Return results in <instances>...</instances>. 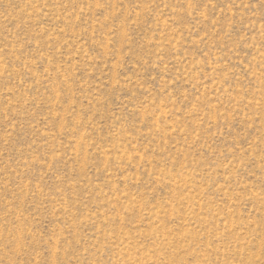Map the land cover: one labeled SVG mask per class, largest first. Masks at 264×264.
I'll use <instances>...</instances> for the list:
<instances>
[{
	"label": "rangeland",
	"instance_id": "1",
	"mask_svg": "<svg viewBox=\"0 0 264 264\" xmlns=\"http://www.w3.org/2000/svg\"><path fill=\"white\" fill-rule=\"evenodd\" d=\"M0 264H264V0H0Z\"/></svg>",
	"mask_w": 264,
	"mask_h": 264
}]
</instances>
